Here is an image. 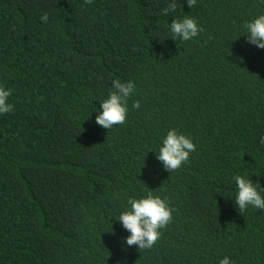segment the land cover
<instances>
[{
    "label": "trees",
    "instance_id": "16d2710c",
    "mask_svg": "<svg viewBox=\"0 0 264 264\" xmlns=\"http://www.w3.org/2000/svg\"><path fill=\"white\" fill-rule=\"evenodd\" d=\"M0 0V264H264V49L242 25L264 0ZM47 14V20L42 17ZM185 16L203 29L174 38ZM135 89L123 125L96 123L112 81ZM139 100L140 107L133 108ZM195 151L169 173L170 129ZM152 190L174 208L150 250L117 220Z\"/></svg>",
    "mask_w": 264,
    "mask_h": 264
},
{
    "label": "clouds",
    "instance_id": "9594fccd",
    "mask_svg": "<svg viewBox=\"0 0 264 264\" xmlns=\"http://www.w3.org/2000/svg\"><path fill=\"white\" fill-rule=\"evenodd\" d=\"M91 4L92 0H85ZM189 7L196 5V0H187ZM177 9L176 0L169 7L163 9L162 15L167 16L169 10L175 12ZM47 20V14L42 17ZM247 33L248 41L260 49H264V14L259 15L251 21L242 25ZM203 29L200 28L195 19L185 16L182 20H174L170 25V32L174 38L188 41L196 37ZM114 91L109 92L107 99L101 101V111L96 116V123L104 129L110 130L114 125H123L128 113V101L132 96L135 84L131 80L122 82L120 79L112 81ZM11 89H5L0 85V114H7L14 110V105L8 103ZM133 108H139V100L133 101ZM260 142L264 144V136ZM195 151V145L190 137L179 133L176 129L167 131L159 147L157 159L163 163L164 169L172 173L189 160L190 153ZM237 195L235 205L239 212L243 213L248 206L256 209H264V197L261 195L259 184L247 177L236 175L234 177ZM128 207L121 211L118 221L129 233L124 239L127 246H137L139 251L150 250L157 243L161 236V229H164L172 222L174 208L169 206L167 199L155 195L152 190L141 198L129 197ZM218 264H231L230 258L225 256L218 261Z\"/></svg>",
    "mask_w": 264,
    "mask_h": 264
}]
</instances>
